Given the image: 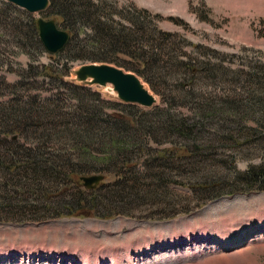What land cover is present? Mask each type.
I'll list each match as a JSON object with an SVG mask.
<instances>
[{
  "label": "rangeland",
  "instance_id": "obj_1",
  "mask_svg": "<svg viewBox=\"0 0 264 264\" xmlns=\"http://www.w3.org/2000/svg\"><path fill=\"white\" fill-rule=\"evenodd\" d=\"M105 1L110 5L107 12L123 21L122 16L132 18L131 13L145 11V39L156 43L161 50L147 71L152 80L148 81L155 88L141 78L157 96L154 107L159 105L197 122L194 131L198 134L196 142L202 147L201 155L198 153V162H194L190 172L181 175L179 166L183 161L175 156L174 150L171 154L174 159L167 164L170 169L165 171L169 173L167 184L148 178L149 187L144 192L141 190L126 208L105 202L106 210L117 213L113 217H80L68 213L40 221H15L14 211L20 216L30 215L35 205L37 208L43 204L49 209L41 212L49 214L71 199L72 190L76 192V188L70 191L64 184L52 186L51 180L42 181L41 187L47 190L40 193L39 200L24 194L21 200L26 206L2 209L0 264H107V261L108 264H264V190H246L247 179L260 170L255 168L254 174L249 175L252 167H262L264 171V120L259 115L245 117L242 111L247 110L246 106L237 114L226 111L231 101L248 105L255 98V75H264V0ZM40 17L51 18L46 11L32 13L0 0V104L13 98L10 91L17 88L22 73L34 74L38 71L36 67L49 63L60 66L58 56L51 57L45 52L44 44V49L40 48L34 30L33 34L28 32ZM151 30L170 33L171 38L163 39L162 33ZM116 57L121 62L131 61L123 53ZM186 60L202 69L213 64L214 69L191 72ZM69 62L65 81L84 84L101 93L104 99H119L112 84L91 85L77 79L76 71L82 64L100 61ZM105 63L128 70L116 63ZM28 81L30 86L20 93L39 100L55 97L61 84L43 73L30 76ZM189 91L198 96L196 102L186 103L189 101L183 97L194 98V95L188 97ZM65 103L68 107L76 101L67 99ZM195 103H201L199 107L209 116L198 114ZM170 136H162L163 143L159 146L152 145L154 152L183 145L182 136ZM138 148H134L132 157L137 162L135 168L149 175L157 173L158 158L150 165L146 161L147 152ZM111 153L106 150L95 154L108 158ZM112 158V161L118 159ZM123 164L118 159L110 167L120 171ZM100 171L85 175H105L103 183L97 186L104 200L103 196H112L108 185L118 180L120 174ZM141 182L140 179L138 183ZM237 185H243L244 190L234 192ZM243 230L253 233L235 239L238 241L228 243V247L218 246L213 238L201 239ZM18 250L28 254L24 260L13 257ZM98 254L101 257L97 259ZM73 256L76 260L71 263Z\"/></svg>",
  "mask_w": 264,
  "mask_h": 264
},
{
  "label": "trees",
  "instance_id": "obj_2",
  "mask_svg": "<svg viewBox=\"0 0 264 264\" xmlns=\"http://www.w3.org/2000/svg\"><path fill=\"white\" fill-rule=\"evenodd\" d=\"M108 6L110 5L105 0H50L46 12L57 21L59 27L70 33L69 41L56 54L48 53L44 49L37 21L28 30L30 34L34 30L41 49L51 57H59L60 66L49 63L40 66L42 71L40 67H36L38 71L34 74L22 73V80L17 88L10 91L13 98L0 104V213L2 209L6 211V208L13 206H26L25 201L21 200L24 194L39 200L40 193L47 190L40 185L44 180H51L52 186L64 184L70 191L76 188V192L72 193V190L71 199L64 201L61 207L50 209L49 214L41 212L49 209V206L43 204L37 208L35 205L29 212L30 215L20 216L19 212L14 211L17 218L15 221H40L68 213L80 217H113L117 213L106 210L105 202L126 208L131 200L140 195L141 190L149 187L146 183L148 178L167 184L169 173L165 171L170 169L167 164L170 159H174L171 155L174 150L175 156L178 155L183 161L179 166L181 175L190 172L194 162H198L196 157L198 153L201 155L202 147L196 142L198 134L194 128L197 122L193 118L177 116L168 109L158 107L159 105L153 109H145L119 99H104L101 93L84 84L78 85L64 80L69 72V61L91 60L116 63L135 71L146 81H152L147 71L161 47L145 39V11L131 13L132 18L122 16L125 18L123 21L108 13ZM82 33L85 35L82 36ZM154 33H162L163 39L171 38V34L167 32ZM18 41L23 43L19 39ZM119 53L127 55L131 61H119L116 57ZM124 63L127 65H123ZM185 65L191 72L214 69L213 64L205 69L200 65L196 67V63L190 60H186ZM42 73L61 82L55 97L39 100L37 97L26 98L20 93L30 86V76ZM254 81L255 98L248 105L243 101H231L227 104L230 108L226 111L237 114L246 106L247 110L242 111L245 117L259 115L264 120V75H255ZM153 87L155 88L154 84ZM193 95V92H188V97ZM183 98L189 101L186 103H192L196 102L194 99L198 96L194 95L193 99ZM67 99H74L76 103L67 107ZM195 104L198 114L200 112L203 117L209 116L205 113L207 111L199 107L201 103ZM248 129L263 133L259 129ZM172 134L182 136L183 145L176 149L164 148L154 152L152 145L159 146L163 143L162 136L171 137ZM14 135L18 138L13 139ZM136 146L140 151L147 152L146 161H150V165L154 158H158L155 165L159 169L157 173L149 175L135 168L137 162L132 157ZM106 150L112 151L108 158H100L95 154ZM112 156L124 162L120 171L111 169L110 164L118 160L112 161ZM187 165L190 167L187 168ZM255 168L262 169L252 167L249 175L254 174ZM102 169L120 174V178L113 182L116 186L108 185L112 189V196H103L104 200L101 199L99 186L85 189L81 180V176L93 171L101 172ZM260 170L256 171L257 174L252 179L245 180L246 190H264V171ZM140 179L142 182L138 183ZM237 186L234 192L244 190L243 185ZM21 201L24 202L22 205Z\"/></svg>",
  "mask_w": 264,
  "mask_h": 264
},
{
  "label": "water",
  "instance_id": "obj_3",
  "mask_svg": "<svg viewBox=\"0 0 264 264\" xmlns=\"http://www.w3.org/2000/svg\"><path fill=\"white\" fill-rule=\"evenodd\" d=\"M7 1L32 13L46 11L50 6V0ZM37 25L41 41L48 52L58 53L69 41L70 33L59 28L55 19L40 17ZM76 75L77 79L83 83L102 86L112 84L117 97L125 103L136 104L144 108H152L158 103L157 96L145 85L140 75L122 67L105 62L84 63L76 71ZM12 138L16 139L17 135ZM104 178L103 174L81 177L88 189L96 188Z\"/></svg>",
  "mask_w": 264,
  "mask_h": 264
},
{
  "label": "bare ground",
  "instance_id": "obj_4",
  "mask_svg": "<svg viewBox=\"0 0 264 264\" xmlns=\"http://www.w3.org/2000/svg\"><path fill=\"white\" fill-rule=\"evenodd\" d=\"M147 86V84H145ZM158 100V99H157ZM253 233V231H251L250 234H247L245 232V230L243 231H240L238 233H235V234H231V235H226V234H214V237H210V236H202L201 239H203L204 241H207L209 240L210 238H213L215 240V243L218 245V246H223V247H228V245L230 244H233V242H236L238 240H235V239H242L244 238V236H247V235H251ZM246 234V235H245ZM256 235V234H255ZM231 236V237H230ZM236 236V237H235ZM230 243V244H228ZM161 247V246H160ZM27 253L26 252H23L21 250H18L17 252L14 253L13 257L15 259H20V260H24L26 257H27ZM5 256V255H4ZM9 257V256H8ZM7 257V259H8ZM99 257H101L99 254L98 256H96V258L98 259ZM131 256L128 254L127 258L129 259ZM43 259H45L46 257H42ZM9 260V259H8ZM75 259V256H73V258H71V263L74 262ZM104 262V261H103ZM109 263V261H107ZM111 262H114V259L113 261ZM106 263V262H104ZM107 263V264H108Z\"/></svg>",
  "mask_w": 264,
  "mask_h": 264
}]
</instances>
